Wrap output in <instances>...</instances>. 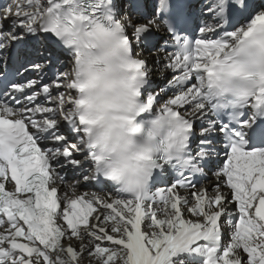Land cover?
<instances>
[{
	"label": "snow or ice",
	"instance_id": "1",
	"mask_svg": "<svg viewBox=\"0 0 264 264\" xmlns=\"http://www.w3.org/2000/svg\"><path fill=\"white\" fill-rule=\"evenodd\" d=\"M126 3L13 0L0 8V264H264V121L212 118L229 106L226 73L248 80L233 108L264 109V62L239 67L251 38L264 47V0ZM162 25L170 42L160 46ZM99 40L134 58L141 110L162 104L178 124L179 153L158 157L150 185L131 194L77 191L81 182L109 183L93 174L94 153L82 143L88 118L75 112L83 100L72 75ZM169 46L173 75L154 85L137 49ZM173 160L176 174H167ZM206 171L210 185L194 179Z\"/></svg>",
	"mask_w": 264,
	"mask_h": 264
},
{
	"label": "clouds",
	"instance_id": "2",
	"mask_svg": "<svg viewBox=\"0 0 264 264\" xmlns=\"http://www.w3.org/2000/svg\"><path fill=\"white\" fill-rule=\"evenodd\" d=\"M256 39L247 42L249 55L239 57V67L245 72L253 69V61L264 62V47L255 45ZM89 52L93 59L82 67L74 64L72 70L77 100H83L75 112L88 118L82 143L85 150L94 153L93 174L106 177L117 189L135 193L150 185L158 157L179 153L178 124L163 113L144 118L130 53L122 59L119 50L102 40ZM96 58L106 60L107 66L97 63ZM224 80L228 81L225 101L231 106L238 93L248 87V80L244 73L235 77L226 73Z\"/></svg>",
	"mask_w": 264,
	"mask_h": 264
},
{
	"label": "bare ground",
	"instance_id": "3",
	"mask_svg": "<svg viewBox=\"0 0 264 264\" xmlns=\"http://www.w3.org/2000/svg\"><path fill=\"white\" fill-rule=\"evenodd\" d=\"M155 2V0H153V3ZM9 3H13V0H0V8H3L4 6H6ZM122 3V0H117L116 4H120ZM129 33H131L130 30H128ZM155 40H157V44L160 46L165 45V42H170V36L167 32L166 27H164L163 25L160 27L159 31H157L155 33ZM140 50V49H139ZM174 49L172 47H167V48H162V50L157 51H153L151 53H148L147 51L145 52H140V58L146 59L148 61V70L150 73V78L152 79L154 85H158V86H164L167 84V82L171 79L173 73L171 70H169L166 67V64L168 63L166 56L168 53L172 52ZM157 58L159 59V63H157ZM62 59L65 61L66 64L69 65V70H70V65H71V61L68 60L67 57H62ZM156 67L157 70H156ZM40 101L43 102L45 104V106H52L54 107L55 105L52 104L51 102L48 101V99L44 96L40 97ZM162 106L161 105H157L154 110V112H159V108ZM40 114H38L39 116ZM199 128L202 126L199 122H197V125ZM47 147H52L53 145L51 143H48L46 145ZM45 147V145H42V148ZM220 159H223V153H221L220 155ZM63 172L65 173V179L69 182H72L75 178H76V174L72 171V169L69 168H65L63 169ZM211 177L210 179H208L207 181H205L203 184L205 185H210L213 181H214V177L212 176L211 172H207ZM61 189H64V185L60 186ZM77 191L80 193H84V192H88V193H92L95 192L98 195H103L105 193L108 192H112L113 194L115 193L116 189L112 188L109 184L107 185H96V184H84L83 182H81V184L78 186ZM77 243V241L75 240V238H73V244Z\"/></svg>",
	"mask_w": 264,
	"mask_h": 264
},
{
	"label": "rangeland",
	"instance_id": "4",
	"mask_svg": "<svg viewBox=\"0 0 264 264\" xmlns=\"http://www.w3.org/2000/svg\"><path fill=\"white\" fill-rule=\"evenodd\" d=\"M147 1H148L147 3L151 4V3H150V0H147ZM129 30L132 31L130 28H129ZM157 68H158V67H156V70H157Z\"/></svg>",
	"mask_w": 264,
	"mask_h": 264
}]
</instances>
